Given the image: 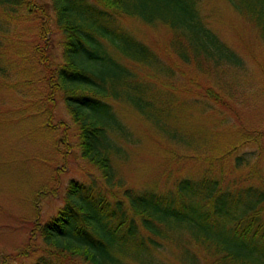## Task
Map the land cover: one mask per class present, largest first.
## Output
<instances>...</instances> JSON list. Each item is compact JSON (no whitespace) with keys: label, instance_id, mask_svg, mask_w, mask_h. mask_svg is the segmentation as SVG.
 I'll return each mask as SVG.
<instances>
[{"label":"trees","instance_id":"obj_1","mask_svg":"<svg viewBox=\"0 0 264 264\" xmlns=\"http://www.w3.org/2000/svg\"><path fill=\"white\" fill-rule=\"evenodd\" d=\"M226 1L264 42V0ZM200 4L201 0H0V63L7 59L8 64L28 63L43 71L46 94L40 113L49 104L63 102L76 131V148L96 170L88 183L71 180L59 210L45 223L34 222L27 250L1 255L0 264L21 259L30 264H264V173L254 183L257 169L244 178H231L225 168L215 166V160L231 159L235 173L250 170L252 157L264 155V131L237 128L235 142L210 159L204 149L213 132L205 131L200 143L206 157L190 158L208 161V169L199 179H178L168 192L132 188L113 165L124 153L123 142L129 141L119 104L136 110L168 139L178 144L188 139L165 122L171 102H178L188 87L170 79L172 68L128 29L126 19L167 27L173 54L204 75L219 78L227 67L243 70L242 58L208 27ZM21 25L27 29L20 31ZM26 33L32 42L19 37ZM52 33L62 38L61 62L48 54ZM140 66L151 69L154 77L141 75L136 69ZM213 90L209 98L194 100L207 109L235 100L232 91ZM207 109L202 107V112ZM52 116L50 111L47 123ZM251 144L256 149L247 155L244 147Z\"/></svg>","mask_w":264,"mask_h":264},{"label":"rangeland","instance_id":"obj_2","mask_svg":"<svg viewBox=\"0 0 264 264\" xmlns=\"http://www.w3.org/2000/svg\"><path fill=\"white\" fill-rule=\"evenodd\" d=\"M200 8L208 27L242 58L243 70L227 67L219 78L204 75L173 54L169 47L171 31L167 27H150L139 19L125 20L128 29L172 68L174 76L170 79L189 89L179 94L178 102H171V112L165 120L171 131L188 138L181 144L168 139L130 106H117L129 141L123 142L124 153L114 159L113 165L124 182L137 190L168 192L182 177L199 179L208 169V161L193 160L191 155L205 156L203 151L208 150L207 158L220 156L218 151L235 142L234 131L240 127L264 131V42L257 29L226 0H201ZM26 29L20 26V31ZM19 37L34 40L27 33ZM49 38V56L61 62L62 38L55 33ZM13 52L10 57L14 56ZM29 66L20 62L8 64L7 59L0 63L3 68L0 70V256L27 250L34 222L45 223L59 210L69 182L88 183L96 173L76 148V131L71 127L63 102L49 104L40 113V107L45 108V103L40 102L46 94L43 74L41 69L31 66L35 68L32 70ZM136 69L143 76H153L149 68ZM153 80L158 83L164 79ZM209 90L215 94L232 91L236 97L233 101L226 96L227 105L217 102L215 107L207 109L204 102L198 105L194 99L209 98ZM37 101L39 105L35 104ZM156 101L161 103L158 98ZM202 107L207 110L202 112ZM50 111L53 116L47 123ZM205 131L213 133L203 150L200 142ZM255 149V144L244 147L247 155ZM252 159L251 169L240 173H235L231 159L214 160L215 166L225 168L231 178H244L257 169L253 182L258 183L264 173V155ZM56 187V192L49 194ZM42 190L44 193L39 195ZM16 264H30V261L21 259Z\"/></svg>","mask_w":264,"mask_h":264}]
</instances>
